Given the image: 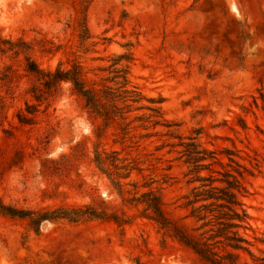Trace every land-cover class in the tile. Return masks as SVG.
Returning <instances> with one entry per match:
<instances>
[{
  "label": "rangeland",
  "instance_id": "1",
  "mask_svg": "<svg viewBox=\"0 0 264 264\" xmlns=\"http://www.w3.org/2000/svg\"><path fill=\"white\" fill-rule=\"evenodd\" d=\"M87 4L0 0V200L34 211L91 204L126 221L43 220L34 229L28 218L0 212V264H210L141 202L153 190L176 226L192 235L203 230L185 205L197 184L189 182L194 173L183 156L190 137L225 163L224 150H232L249 170L242 202L250 218L239 230L249 243L234 250L235 264H264V0ZM83 15L90 33L84 41ZM120 53L131 55L129 78L145 96L141 104L161 101L157 116L134 108L122 130L120 120L106 126L90 113L69 83L43 102L32 96L38 80L26 70V55L44 69L78 62L89 83L99 84ZM114 151L120 164L135 165L129 177L97 166V153ZM217 250L233 249L221 243Z\"/></svg>",
  "mask_w": 264,
  "mask_h": 264
},
{
  "label": "trees",
  "instance_id": "2",
  "mask_svg": "<svg viewBox=\"0 0 264 264\" xmlns=\"http://www.w3.org/2000/svg\"><path fill=\"white\" fill-rule=\"evenodd\" d=\"M92 0H86L89 4ZM87 4V5H88ZM86 5V8H87ZM81 27L80 39L82 41L90 37L86 23V15L79 19ZM24 52L25 49H18L16 52ZM26 70L34 74L38 84L32 86V96L40 103L47 98L53 90L63 83H69L71 89L84 101L87 110L102 119L106 126L117 120L121 121L122 130H128L130 121H127V114L134 108H148L153 115L160 114L161 101L150 98L152 105L141 104L145 96L133 85L129 78L131 55L120 53L114 55L112 63L104 67L109 74L103 79L104 82L96 84L89 83L85 77L83 66L76 62L69 68H63L61 64L54 69L41 68L35 60L26 55ZM257 103V102H256ZM27 112L33 113V104H27ZM136 116V118H142ZM21 121L28 119L27 115L19 116ZM190 137L189 142H182L184 147L183 156L189 164L190 171L194 173L189 182L194 183L190 192L184 197L187 199L185 205L190 206L189 215L201 225L197 229H203L200 233L192 235L176 226L165 214L161 196L153 190L141 194V202L145 205V211L154 219L161 228L172 230L174 235L191 248L203 261L210 264H235L237 254L234 250L247 249L248 238L239 230L248 225L250 218L244 208L242 197L246 195L247 188L243 178L245 171H249L242 166L234 157L230 149H225L228 163L219 157L214 150L199 145ZM118 153L114 151L103 157L97 153L95 162L99 169L109 176L116 175L119 178H127L136 168L131 164H120ZM236 164L232 169L223 171L213 167L214 164L225 166L226 164ZM243 169V170H242ZM220 175V176H218ZM120 192L123 191V184L114 181ZM0 212L12 217L28 218L30 226L37 229L43 220L65 219L70 222H80L84 220H113L119 225L125 223V219L114 212H109L107 208L86 204L83 206H58L54 209L43 211L26 210L6 204L0 200ZM264 241V240H262ZM233 250H226L220 254L217 250L218 244ZM228 261V262H227Z\"/></svg>",
  "mask_w": 264,
  "mask_h": 264
}]
</instances>
